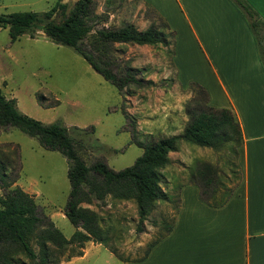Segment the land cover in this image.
<instances>
[{
    "label": "rangeland",
    "instance_id": "obj_1",
    "mask_svg": "<svg viewBox=\"0 0 264 264\" xmlns=\"http://www.w3.org/2000/svg\"><path fill=\"white\" fill-rule=\"evenodd\" d=\"M76 1L0 0V14L43 13L57 2L73 5ZM95 1L97 14L109 17L99 28L133 23L146 30L156 24L164 33L166 44H117L112 49L111 59L115 68L119 67L116 70L129 71L138 84L130 83L120 92L72 48L54 44L42 32L36 39L24 35L12 42L9 29L0 28V88L31 118L84 129L85 133L71 134L81 143L80 155L88 166L104 160L110 168L121 171L143 155L139 142L165 137L184 126L189 119L185 106L193 97L189 88L200 85L194 78H205L206 71L201 70L207 62L185 33L188 27L180 10L166 9L160 0ZM181 49L188 50V57ZM200 157L217 164L224 173L221 185L229 190L234 184L229 155L214 152ZM181 161L173 160L161 171L164 198L143 225L133 200L108 197L104 203L84 205L99 215L100 225L108 231L105 243L132 262L121 261L106 246L88 243L83 257L64 264H150L149 254L144 258L145 254L174 224L180 208L179 192L192 182V169ZM2 165L17 180L12 188L20 187L33 195L40 212L71 239L76 229L65 216L71 192L67 159L18 129L0 128ZM5 193L0 188V196Z\"/></svg>",
    "mask_w": 264,
    "mask_h": 264
},
{
    "label": "trees",
    "instance_id": "obj_2",
    "mask_svg": "<svg viewBox=\"0 0 264 264\" xmlns=\"http://www.w3.org/2000/svg\"><path fill=\"white\" fill-rule=\"evenodd\" d=\"M235 1L249 19L264 63V22L246 2ZM108 19L107 14H97L95 0H77L73 5L57 2L51 10L43 13L0 14V28L9 29L12 42L24 35L36 39L42 32L54 44L72 48L121 92L128 84H138V81L129 71L121 73L116 70L119 67L115 68V61L111 59L114 46H157L166 44V38L156 24L144 31L133 23L99 28ZM189 89L193 97L185 106L189 120L183 133L139 142L143 155L133 166L115 171L104 160H98L92 166L83 160L79 150L82 145L71 133H85L84 129H69L59 123L45 124L31 118L23 114L17 101L8 99L0 88V128L18 129L37 139L45 149L57 151L67 159L71 192L65 216L76 229L72 238L67 239L40 212L33 195L20 187L12 188L17 180L11 178L2 165L0 188L6 193L0 196V264H64L83 257L88 243L106 246L121 261L132 262L105 243L108 231L100 225L99 215L84 205L104 203L108 197L133 200L139 223L143 225L157 202L164 198L161 171L171 164L169 155L178 152L182 142L229 155L234 177L229 190L223 189L220 181L224 173L215 165L201 164L192 171L191 177L199 186L201 199L206 204L213 208L224 206L242 180L239 165L240 149L244 145L242 128L231 110L210 105L205 88L192 84ZM173 226L168 227L166 235ZM166 235L150 247L144 258Z\"/></svg>",
    "mask_w": 264,
    "mask_h": 264
},
{
    "label": "crops",
    "instance_id": "obj_3",
    "mask_svg": "<svg viewBox=\"0 0 264 264\" xmlns=\"http://www.w3.org/2000/svg\"><path fill=\"white\" fill-rule=\"evenodd\" d=\"M160 1L166 9L181 11L188 27L185 33L207 62L201 70L206 71L205 78L193 81L207 89L211 106L233 112L244 145L239 154L242 180L232 197L224 206L213 208L201 199L197 184H184L173 229L151 249L148 261L264 264V63L256 36L235 0ZM243 1L264 22V0ZM181 53L188 57V50ZM188 120L167 136L181 135ZM214 152L182 142L169 157L171 162L180 158L193 171L204 163L217 166L200 157Z\"/></svg>",
    "mask_w": 264,
    "mask_h": 264
}]
</instances>
